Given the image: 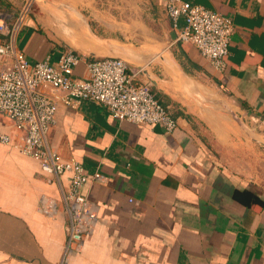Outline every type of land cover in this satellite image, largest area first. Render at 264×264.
I'll return each mask as SVG.
<instances>
[{
    "label": "crops",
    "instance_id": "crops-1",
    "mask_svg": "<svg viewBox=\"0 0 264 264\" xmlns=\"http://www.w3.org/2000/svg\"><path fill=\"white\" fill-rule=\"evenodd\" d=\"M23 1L9 0L10 8ZM186 1L233 21L223 73L176 42L165 0H47L73 16L63 21L38 6L17 35L32 64L73 51L147 65L156 98L178 124L165 134L120 123L91 102L59 107L49 147L105 178L83 189L98 222L68 264H264V0ZM75 74L85 75L83 63ZM14 131L0 115V133ZM70 179L49 183L35 159L0 146V264L61 262V190ZM44 196L58 201L57 216L38 211Z\"/></svg>",
    "mask_w": 264,
    "mask_h": 264
},
{
    "label": "built area",
    "instance_id": "built-area-1",
    "mask_svg": "<svg viewBox=\"0 0 264 264\" xmlns=\"http://www.w3.org/2000/svg\"><path fill=\"white\" fill-rule=\"evenodd\" d=\"M164 10L178 31L176 42L194 46L223 73L234 32L231 18L186 0H165ZM32 12V0H24L17 12L11 8L0 10V56L6 61L0 69V115L15 130L12 134L0 133V146L35 159L49 183L60 184L63 175H70L68 190H61L68 226L59 263L68 264L70 257L82 250L98 222V207L83 189L89 182L105 178L99 170L91 173L74 159L63 161L49 147L47 136L56 123L59 107L76 108L83 101L91 102L105 107L120 123L159 126L165 134H171L178 124L157 100L152 82L144 77V68L132 67L119 58H91L73 51L63 52L56 61L48 57L30 63L16 39ZM81 63L85 65L82 77L75 74ZM38 211L55 217L59 203L44 196Z\"/></svg>",
    "mask_w": 264,
    "mask_h": 264
},
{
    "label": "water",
    "instance_id": "water-1",
    "mask_svg": "<svg viewBox=\"0 0 264 264\" xmlns=\"http://www.w3.org/2000/svg\"><path fill=\"white\" fill-rule=\"evenodd\" d=\"M33 1V7L34 6H36V7H43L45 10H47L50 14H52L51 16L52 17H54V18H57V19H61V17L58 15V14H56L55 12H54V7L52 6V4H50L49 2H47V0H32ZM88 57H91V58H105V57H100V56H95V55H87ZM108 57H114V58H119V59H122V58H120V57H118V56H108ZM122 60H124V59H122ZM124 61H126V60H124ZM127 62V61H126ZM128 64H130L129 62H127ZM131 65V64H130ZM132 66V65H131ZM146 66L147 65H145V66H139V67H135V66H132V67H135V68H144V70H143V74L151 81V76H150V74L148 73V71H147V69H146ZM152 82V81H151ZM153 84V83H152ZM234 117V119H236V121L240 124V125H242V126H244V123L236 116V115H234L233 116Z\"/></svg>",
    "mask_w": 264,
    "mask_h": 264
},
{
    "label": "rangeland",
    "instance_id": "rangeland-1",
    "mask_svg": "<svg viewBox=\"0 0 264 264\" xmlns=\"http://www.w3.org/2000/svg\"><path fill=\"white\" fill-rule=\"evenodd\" d=\"M35 9H36V6L33 7L32 13L35 12ZM62 11L63 12L59 16L63 18V21L66 20L68 16H73L71 14H67L66 10H64V9H62ZM53 22H55L58 26H63V24L59 20H53Z\"/></svg>",
    "mask_w": 264,
    "mask_h": 264
},
{
    "label": "trees",
    "instance_id": "trees-1",
    "mask_svg": "<svg viewBox=\"0 0 264 264\" xmlns=\"http://www.w3.org/2000/svg\"><path fill=\"white\" fill-rule=\"evenodd\" d=\"M11 7V4L9 0H0V10L1 9H9ZM17 12V11H16ZM157 100L160 102V100L157 98ZM161 103V102H160ZM162 104V103H161ZM163 105V104H162ZM164 106V105H163ZM166 107V106H164ZM174 117V115H173Z\"/></svg>",
    "mask_w": 264,
    "mask_h": 264
}]
</instances>
